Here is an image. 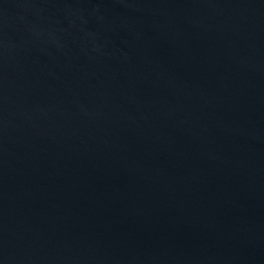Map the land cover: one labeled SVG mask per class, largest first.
I'll list each match as a JSON object with an SVG mask.
<instances>
[{
    "label": "water",
    "instance_id": "95a60500",
    "mask_svg": "<svg viewBox=\"0 0 264 264\" xmlns=\"http://www.w3.org/2000/svg\"><path fill=\"white\" fill-rule=\"evenodd\" d=\"M0 264H264V0H0Z\"/></svg>",
    "mask_w": 264,
    "mask_h": 264
}]
</instances>
